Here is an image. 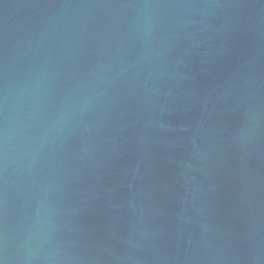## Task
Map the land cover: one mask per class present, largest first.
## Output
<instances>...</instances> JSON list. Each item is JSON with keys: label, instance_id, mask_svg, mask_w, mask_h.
I'll list each match as a JSON object with an SVG mask.
<instances>
[{"label": "water", "instance_id": "95a60500", "mask_svg": "<svg viewBox=\"0 0 264 264\" xmlns=\"http://www.w3.org/2000/svg\"><path fill=\"white\" fill-rule=\"evenodd\" d=\"M0 264H264V0H0Z\"/></svg>", "mask_w": 264, "mask_h": 264}]
</instances>
